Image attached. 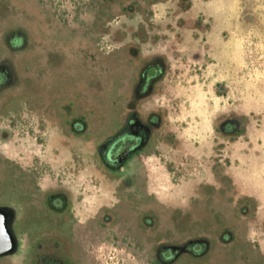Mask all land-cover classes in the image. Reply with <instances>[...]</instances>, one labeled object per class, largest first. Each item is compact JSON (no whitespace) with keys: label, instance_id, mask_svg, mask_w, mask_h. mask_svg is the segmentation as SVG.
<instances>
[{"label":"flooded vegetation","instance_id":"1","mask_svg":"<svg viewBox=\"0 0 264 264\" xmlns=\"http://www.w3.org/2000/svg\"><path fill=\"white\" fill-rule=\"evenodd\" d=\"M66 1L67 12L48 14L41 0H0V63L14 72L0 70V88L16 79L0 142L15 141L16 103L42 135L53 124L71 163L45 181L24 179L21 204L0 201L16 210L18 239L0 264H210L211 251L214 264H264V0ZM64 17L100 24L72 34ZM97 45L110 68L95 71ZM72 65L83 82L51 93L48 76ZM108 75L114 109L94 139L87 96L105 95ZM192 78L211 82L206 124L178 104ZM47 101L55 113L45 115ZM83 173L89 186L100 177L112 204L75 184ZM97 209L93 232L87 214ZM30 220L38 229L20 238Z\"/></svg>","mask_w":264,"mask_h":264},{"label":"rangeland","instance_id":"2","mask_svg":"<svg viewBox=\"0 0 264 264\" xmlns=\"http://www.w3.org/2000/svg\"><path fill=\"white\" fill-rule=\"evenodd\" d=\"M35 1L38 3V0ZM41 4L43 5L45 13L48 14H59L58 12L56 13L55 9H59L61 12H67L69 9V4L66 0H41ZM64 19L66 21L63 22V25L66 26V29L71 30L72 34H80L85 31L91 32L92 30H95V28H97L100 24V21L97 22L100 20V18L92 17L91 19H88L89 21H87V27L84 29L83 26L86 25V23L80 21V18L64 17ZM108 19L112 20V17H109ZM104 39H106V37ZM104 43H107L109 46H111L110 42ZM106 50L108 52L109 49L102 48L101 45L98 47L95 60L98 61L99 64L93 65L95 71H99V66L103 64L105 67H111L110 59L109 64L105 58L102 59L100 57L101 54H105ZM82 73L83 72L77 65L70 66L64 73L60 70L54 69L44 84L45 87L50 88L51 93L63 97L64 91L76 88L81 82H83L84 77ZM95 77L98 80L103 81V78L97 74L94 75V78ZM250 80L251 83L256 82V80ZM107 82L108 90L105 95L100 94L99 89L95 87L93 92L87 96L88 106L91 108L92 114L94 116L92 120L94 125L92 136L94 139L102 136L103 132L100 128L108 122L106 116L111 114L114 109L109 104V102L110 99H115L114 96L116 95V91L114 92V90L117 88V78L114 75H108ZM210 87L211 82L206 83V85H201L198 83L197 78H192L187 80V86L185 90H183V92L179 95L180 97H184H181L184 101L180 103L178 102V104H180L182 107H185V110L188 112L187 114L190 116L188 119L193 120V122H204L206 124L213 113L212 110L215 102L213 96H211L212 93L209 91ZM39 104L35 99V106ZM57 105V102L55 104L54 102L47 101L45 103V106L47 107L44 109L45 115L55 113L57 110ZM13 107L14 109L12 115H14V120L11 123L13 128L16 129L15 141L7 143L0 142V201L4 202L5 200H10L11 197L12 200L21 204L24 199L23 195L26 194V191H29L28 184L25 180L45 181L47 175L52 176L55 174L54 172L61 173L63 170L69 169L71 163L66 162L63 166V163L65 162L63 156L65 155L64 151L62 150L68 149H66L61 143L60 138L62 137L54 134L55 129L53 128L52 123H48L49 128H45L44 135H42L37 131V124L34 122L35 120L26 116L23 108H21L19 104L15 103ZM10 131L12 135L15 134L14 129L11 128ZM52 133L55 135L56 140L53 138L54 135ZM50 154L53 155V158H51L53 162L49 159L51 157ZM87 160L91 162L92 159L88 158ZM91 166L96 168V162L94 158L92 160ZM84 173L80 177L76 178L75 184L77 186L91 188L93 197H96L95 200H100L103 202V199L106 200V198H108L110 204H112L111 199H109L110 193L107 196V187L99 180L100 177L97 176L99 178L98 179L92 175L90 187L89 182H85ZM14 176H18L20 179H16L17 182L15 183L9 182L14 179ZM24 210L26 211V209ZM95 210L91 211L90 214H87L88 222L92 224V228L89 225L88 229L93 232L95 231L97 218L100 212V209H97V211ZM208 216L209 214L205 213L204 222L206 228L209 224L207 222L209 218H206ZM30 223L31 220L28 223H23L17 226L16 233L20 238H23L24 234L31 233L35 229H38V224L31 225ZM65 234H67L68 237L70 235L69 230L65 231ZM214 255V251H211V255L207 257V260H209L210 264H214Z\"/></svg>","mask_w":264,"mask_h":264},{"label":"water","instance_id":"3","mask_svg":"<svg viewBox=\"0 0 264 264\" xmlns=\"http://www.w3.org/2000/svg\"><path fill=\"white\" fill-rule=\"evenodd\" d=\"M8 67L10 65L1 64L0 70H8L13 73ZM16 79L12 78L8 85L0 88V108L4 105L5 99L10 95L15 88ZM1 173V168H0ZM15 219L16 210L7 205H0V259L15 255L18 250V239L15 235Z\"/></svg>","mask_w":264,"mask_h":264}]
</instances>
